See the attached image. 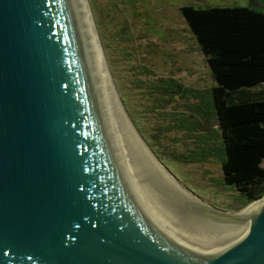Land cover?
<instances>
[{"label": "water", "instance_id": "1", "mask_svg": "<svg viewBox=\"0 0 264 264\" xmlns=\"http://www.w3.org/2000/svg\"><path fill=\"white\" fill-rule=\"evenodd\" d=\"M72 4L0 0V264H264V201L197 214L123 153Z\"/></svg>", "mask_w": 264, "mask_h": 264}, {"label": "rangeland", "instance_id": "2", "mask_svg": "<svg viewBox=\"0 0 264 264\" xmlns=\"http://www.w3.org/2000/svg\"><path fill=\"white\" fill-rule=\"evenodd\" d=\"M82 3L93 23V33L103 50L113 85L127 108L128 119L119 121L122 134L118 141L132 165L162 195L186 210L204 215L207 205L234 211L247 207L241 208L244 199L234 186L222 182L224 154L218 140L214 153L213 145L206 144L212 140L210 137L201 144L195 142V146L189 143L185 146L182 141L191 140L195 134L190 115H204L214 121L209 91L216 83L180 8L188 4L243 5L264 10V0H82ZM195 101L198 102L194 109H189ZM206 131H211L215 140L217 136L211 127ZM135 132L179 188L163 176L157 164L153 161L151 164L135 139ZM182 188L197 202L184 196Z\"/></svg>", "mask_w": 264, "mask_h": 264}, {"label": "trees", "instance_id": "3", "mask_svg": "<svg viewBox=\"0 0 264 264\" xmlns=\"http://www.w3.org/2000/svg\"><path fill=\"white\" fill-rule=\"evenodd\" d=\"M180 12L216 83L209 91L214 121L190 115L195 134L182 141L195 146L207 137L213 140L206 131L211 127L217 137L206 144L214 153L218 140L224 154L222 182L240 193L243 208L264 196V10L188 4Z\"/></svg>", "mask_w": 264, "mask_h": 264}, {"label": "bare ground", "instance_id": "4", "mask_svg": "<svg viewBox=\"0 0 264 264\" xmlns=\"http://www.w3.org/2000/svg\"><path fill=\"white\" fill-rule=\"evenodd\" d=\"M72 1V7L75 13V20L78 23L77 32L81 39V48L83 49L84 60L87 65V73L90 76L92 82L91 85L94 88L96 99L102 108L101 111L103 112V114H106L109 123L108 126L109 128H111L115 136V140L118 141V136L122 134L119 127L121 123L125 121V119H128V115H126L125 109L122 103L119 101L120 98L115 85H113L114 82L109 72V67L107 68L108 63L106 66V61L102 52L103 50H101L100 43L98 42V39H96V36H94V28L91 18L87 14V10L85 9V6H83L82 0ZM119 121H121V123H119ZM127 123L128 127L133 131L134 128L130 125L129 121ZM134 135H136L135 139H137L139 144L142 145V149L145 155H147V157L149 156L148 158L151 160V164L152 161L154 165L157 164L158 169H160L164 173L163 176H165L167 179L170 180L171 183L175 184L176 187L179 188L180 186L177 184V182L173 180V177L170 172L162 167L161 163L157 160V157L152 155L149 147L145 144V142H142V139L140 137L141 135H138L137 132H135ZM121 148L123 149L122 146ZM124 151L125 148L123 149V153ZM180 192H182L184 196L197 202V199L194 196H190L187 191L183 190ZM263 201L264 197L262 199H259V201L251 203L249 206L241 210L236 215L244 214L249 210L258 207L259 204Z\"/></svg>", "mask_w": 264, "mask_h": 264}]
</instances>
